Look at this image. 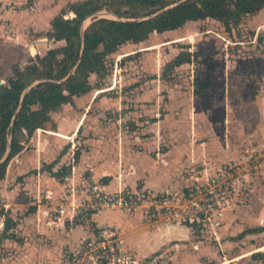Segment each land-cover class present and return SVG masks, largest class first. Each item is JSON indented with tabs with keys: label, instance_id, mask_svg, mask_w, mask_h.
I'll list each match as a JSON object with an SVG mask.
<instances>
[{
	"label": "rangeland",
	"instance_id": "rangeland-1",
	"mask_svg": "<svg viewBox=\"0 0 264 264\" xmlns=\"http://www.w3.org/2000/svg\"><path fill=\"white\" fill-rule=\"evenodd\" d=\"M73 1L0 2L1 83L13 64L24 67L40 56L31 46L65 45L54 41L51 22L61 12L74 17L67 6ZM7 11L15 18H4ZM101 18L115 20L101 10L83 28ZM124 44L107 55L102 92L81 130L72 133L68 117L75 107L65 105L28 141L69 143L56 172L72 164L78 150L99 159L85 164L75 180L72 170L56 178L61 192L46 210L37 206L44 197L19 198L8 210L12 238L0 230V264H102L92 249L105 228L123 240L118 250L130 264H264V8L229 28L206 18ZM180 53H188L189 62L168 66ZM90 81L99 83L94 75ZM101 165L117 177V190L103 189ZM40 167L43 175L53 173ZM218 171L224 172L219 185L192 208L195 187L203 191ZM98 194L133 198L128 208L101 207L83 220L84 206ZM164 200L174 215L160 208ZM207 200L212 207L203 205ZM100 212L102 218L111 213L112 224L92 220ZM163 227L175 229L173 238ZM256 228L262 230L239 236Z\"/></svg>",
	"mask_w": 264,
	"mask_h": 264
},
{
	"label": "trees",
	"instance_id": "trees-1",
	"mask_svg": "<svg viewBox=\"0 0 264 264\" xmlns=\"http://www.w3.org/2000/svg\"><path fill=\"white\" fill-rule=\"evenodd\" d=\"M174 3L177 4L168 7ZM67 6L74 17L65 19L61 12L51 22L54 41H64L65 45L48 49L23 68L14 64L12 75L6 83H0V181L10 160L23 150L37 128L50 121L51 112L71 103L73 96L99 88L107 76L106 57L120 45L138 43L153 32L175 30L186 22L206 18L229 28L242 17L263 9L264 0H81ZM101 10L129 19L160 12L140 21L97 19L82 34L83 21ZM189 59L188 53H180L167 65L178 66ZM91 74L96 75L99 83L89 82ZM27 103L34 108L28 110ZM77 158L75 153L74 159ZM70 171L71 166H65L52 176L58 179ZM108 180L109 177H104L103 184ZM1 215L4 216L2 237L12 238L10 230L15 222L8 211ZM261 230L248 229L239 236Z\"/></svg>",
	"mask_w": 264,
	"mask_h": 264
},
{
	"label": "crops",
	"instance_id": "crops-1",
	"mask_svg": "<svg viewBox=\"0 0 264 264\" xmlns=\"http://www.w3.org/2000/svg\"><path fill=\"white\" fill-rule=\"evenodd\" d=\"M1 1L2 0H0V2ZM75 1H78V0H75ZM2 16L3 14L0 13V17ZM19 16L21 15L19 14ZM4 18L14 19L15 17H11V13H8L7 11L5 12ZM16 18H23V17H18L17 15ZM40 45H43V44L41 43ZM124 45L125 44H122L121 46H124ZM31 48H34L36 52L33 53ZM48 49H50V47L44 48L43 50L35 46H31L30 48H28V50L31 52L33 56L34 54H40V56H43ZM20 68H23V67H20ZM93 75L94 74H91L89 77V82L91 84L93 83L90 81V78ZM94 76L95 78H97L96 75ZM101 92L102 91H100L99 89H95L93 92L91 90L90 92H87L85 94H82L79 96H73L71 103L62 105V107L65 105H73L75 107V109L72 110V112L70 113L68 117V122L70 124L69 126L73 134L78 133L81 130V128L84 126L85 119L87 118L88 112H89L88 108H90L95 102L96 97H97L96 94H99ZM83 107H84V110L82 111L81 109ZM57 113L58 111L51 112L50 116L51 114H57ZM59 126L60 124L58 123V127ZM49 132L57 136L58 137L57 140L59 141L63 140L61 138L64 137V134H62L61 132L59 131L56 132L54 130H51ZM30 144L33 147V149H29ZM66 144H69V143H39V145H37V143H25L24 144L23 150L10 160L7 166L6 172H5L4 179L0 181V186H1L0 199L2 200V202H4L3 207L5 208V211H8V210L14 211L15 207H17L18 205L17 203L20 202L19 198L24 199L25 201L28 202V197H29V200L30 199L36 200L37 198L44 197L46 201L43 204L37 205L38 208L40 207V209L42 208V210H46L50 208L51 205L55 204V199L57 198V195L60 194L61 189H58L56 187L55 184L57 182V179L52 176V173L51 174L49 173L50 176H47L45 174L43 175L41 173L40 165H42L43 167L45 164L46 165L45 170L47 172H53V173L56 172L53 169L59 163L58 162L59 158L60 160H62L61 157L62 155H64L65 150H67L68 148ZM64 145L66 146L63 147ZM75 153H77L78 158L76 160L73 158L72 164L66 163V167L71 166V170L74 173V175H72L71 178L74 180L78 178V175H76V173L79 174V172L83 170V168H85V164H88V163L94 164L95 163L94 160H96L97 162L99 159L98 157H94V156L93 157L95 159H93V157L87 156V154L84 152L80 153V150L73 152L74 157H75ZM101 159H103V157ZM42 162H45V163H42ZM100 167H101L100 168L101 173L98 176L99 177L102 176L101 178L109 177V180L107 181V183L102 184L103 189L106 190L107 192H112L111 190H117L116 188L119 187V184L115 182L117 177H115V175L111 177V174L107 171V167H104L103 165H101ZM45 170H43V172ZM121 173L124 174V172H121ZM75 197L76 195L74 196V198ZM34 204H36V201ZM103 215L104 214H102V212H100L99 214H95L93 215L92 220H100L101 224H105V223L110 224L112 222L111 213H109V215L108 214L105 215L106 219L102 218ZM126 221L127 220H123L124 223H122V219H121V221H118V225L124 228ZM3 228H4V219L0 217V230ZM167 230H170L172 232L175 229L173 227L164 229L163 227L162 232L167 233L168 232ZM173 233L174 232H172L167 237L169 239L173 238Z\"/></svg>",
	"mask_w": 264,
	"mask_h": 264
},
{
	"label": "built area",
	"instance_id": "built-area-1",
	"mask_svg": "<svg viewBox=\"0 0 264 264\" xmlns=\"http://www.w3.org/2000/svg\"><path fill=\"white\" fill-rule=\"evenodd\" d=\"M223 175L224 172L218 171V173L214 174V176L207 179L206 187L205 189H203V191L196 186L195 195L197 197H194L189 205L194 208V206H197L199 204L198 201L202 200V196L213 193L214 188L219 185L220 177H222ZM132 198L133 196L128 194H120L116 197H108L107 195L98 194L94 203H87L84 206V211L81 214V218L86 221L88 217L91 216V211L99 210L101 207H112L115 205H119L128 208V205H131L132 203ZM203 205L207 206L206 208L212 207L208 200ZM160 208L163 209L165 215H174L170 206L166 205L165 200L162 204H160ZM97 239V245L94 247L95 249H92V252H94V255L97 257L98 261H101L102 264H130V261L127 259L126 255L118 250V247L123 243V240L121 238H118L115 229L105 228L100 230Z\"/></svg>",
	"mask_w": 264,
	"mask_h": 264
},
{
	"label": "water",
	"instance_id": "water-1",
	"mask_svg": "<svg viewBox=\"0 0 264 264\" xmlns=\"http://www.w3.org/2000/svg\"><path fill=\"white\" fill-rule=\"evenodd\" d=\"M175 4H177V3H174V4H172V5L168 6V7H172V6L175 5ZM168 7H167V8H168ZM159 12H160V11H158L157 13H155V14H153V15H150V16H148V17L138 18V19H133V18H132V19H123V18H119V17H117V16H115V15L109 13V12H108V14H109V15H113V16L115 17V20H119V21H134V20L140 21V20H142V19L152 17V16L158 14ZM98 13H99V12H96V13H94L93 15H91L90 17H94V16H96ZM88 18H89V17H88ZM88 18H86V19L83 21V23H82V27H81V33H82V34H83V31L85 30V29L83 28V24H84V22H85ZM71 73H73V70L71 71ZM0 83H1V82H0ZM27 108H28V110H31V105L28 104V103H27Z\"/></svg>",
	"mask_w": 264,
	"mask_h": 264
},
{
	"label": "bare ground",
	"instance_id": "bare-ground-1",
	"mask_svg": "<svg viewBox=\"0 0 264 264\" xmlns=\"http://www.w3.org/2000/svg\"><path fill=\"white\" fill-rule=\"evenodd\" d=\"M31 49H32V52H33V53L36 52L34 48H31Z\"/></svg>",
	"mask_w": 264,
	"mask_h": 264
}]
</instances>
